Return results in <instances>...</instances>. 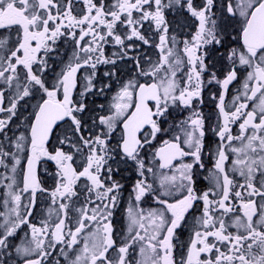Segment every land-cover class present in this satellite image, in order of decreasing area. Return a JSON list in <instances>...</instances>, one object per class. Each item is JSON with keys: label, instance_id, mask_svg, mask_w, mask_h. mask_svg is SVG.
Wrapping results in <instances>:
<instances>
[{"label": "snow or ice", "instance_id": "obj_1", "mask_svg": "<svg viewBox=\"0 0 264 264\" xmlns=\"http://www.w3.org/2000/svg\"><path fill=\"white\" fill-rule=\"evenodd\" d=\"M0 264H264V0H0Z\"/></svg>", "mask_w": 264, "mask_h": 264}, {"label": "flooded vegetation", "instance_id": "obj_2", "mask_svg": "<svg viewBox=\"0 0 264 264\" xmlns=\"http://www.w3.org/2000/svg\"><path fill=\"white\" fill-rule=\"evenodd\" d=\"M63 52V49H61ZM53 67L55 70L58 71V68L56 67L55 62H53ZM234 90V89H233ZM211 91H216L215 88H212ZM210 101V95L208 90L205 92V104L202 106L203 111L205 114L209 117L210 122L215 124V117H214V107L213 104L209 102ZM211 136V134H210ZM215 138H212V143L214 144ZM205 164L206 169L201 170L199 175L196 177L197 179V187L198 188H205L207 186V181L203 179L205 175H207V169L211 167V160L207 157H205ZM114 167H119L121 169V173L116 176L117 179L121 181V183L124 184V189L122 191V196L120 200V207L117 209L116 214L113 219L114 227L117 229V232H121L125 225H126V218H125V210L129 202V195L131 193V185L133 183V176L131 169H126V166L123 164L114 165ZM145 208L150 206H155L150 200H148L147 203L143 205ZM46 205L43 203H38V209L45 208ZM192 223L191 218H188V224L190 225ZM190 232V228L182 225L180 228L177 229V238L180 243L185 242L188 239V233Z\"/></svg>", "mask_w": 264, "mask_h": 264}]
</instances>
